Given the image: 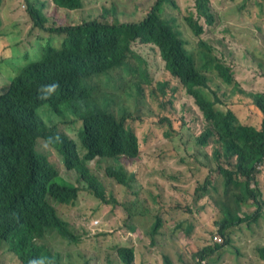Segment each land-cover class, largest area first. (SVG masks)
<instances>
[{"label": "trees", "instance_id": "obj_1", "mask_svg": "<svg viewBox=\"0 0 264 264\" xmlns=\"http://www.w3.org/2000/svg\"><path fill=\"white\" fill-rule=\"evenodd\" d=\"M18 1L36 24L16 30L0 0V76L18 67L0 95V126L31 131L21 152L0 150V264H77L79 252L84 264H98L99 246L78 247V232L59 213L82 190L100 200L88 220L105 206L117 222L98 233L111 236L110 251L127 264H173L192 252L207 264H264V0H234L237 22L223 20L215 0H152L146 8L148 0H134L130 11L120 8L125 0H103L96 15L85 0ZM240 24L254 30L236 32ZM25 33L39 37L38 54L20 65ZM99 73L114 85L125 74L134 79L135 106L163 121L165 164L138 152L142 120L116 124L102 113L116 93L89 83ZM202 98L212 113L196 111ZM100 123L115 135V174L98 151ZM43 161L57 169L25 181L24 200L3 219L6 184ZM33 214L51 221L24 219ZM62 240L67 250L56 249Z\"/></svg>", "mask_w": 264, "mask_h": 264}, {"label": "clouds", "instance_id": "obj_2", "mask_svg": "<svg viewBox=\"0 0 264 264\" xmlns=\"http://www.w3.org/2000/svg\"><path fill=\"white\" fill-rule=\"evenodd\" d=\"M232 1L235 3L236 9L238 11L236 18L233 20L225 19L222 16L221 12L220 15L223 20L237 22L240 12L239 9L237 8L236 2L234 0ZM9 7L10 6L6 4L4 12L8 16H10L9 22L13 21L14 23H16V28H15L16 30L22 31L25 26H33L36 24V22L32 18H30L29 10H27L25 6H23L22 9L20 10H16V5L14 6V10L16 13H21L23 17L28 16V18L24 20V22H16L14 20V16L8 12ZM46 9H48L47 6L44 8V11ZM20 26L21 29H18ZM33 36H36L38 38V42L36 44L32 43ZM38 43H39V37L37 35H28L25 33V40L20 44V46L16 50L17 58L15 59V63L23 65L26 62L23 56L26 55L27 53L34 54L31 60L36 58L38 54ZM31 45L34 46L33 50H31ZM9 50L10 48L7 49V51ZM17 68L18 67H13L4 72L7 76V79H4L2 76H0V95L4 94L11 88L12 83L10 82V78L14 79L16 71L18 70ZM0 69H2L1 66ZM99 75H103L106 82L112 87V89L109 91L100 90V92L108 93V94L116 93L115 101L106 105L102 113L107 115L113 121H115L116 124L127 125L142 120L141 123L142 134L137 142L138 152L142 156V159L148 161L149 163H152L153 165L165 164V160L162 157V154L159 152L160 140L166 133L163 121L160 117L157 116L151 118L149 111H146L142 108H138L135 106V100L130 94V88L134 84V79L129 75L125 74L123 75L121 81L117 85H114L113 83H110L106 79L104 73H99L98 76ZM125 76H128L132 81V83L128 87H125L123 84ZM92 78L88 79V81L91 80ZM123 95L127 97L126 102L117 103L118 98ZM194 105L196 111H198L200 114L212 113L208 103L204 98H202L200 101L195 102ZM10 125L11 124H4L0 126V150L2 152L10 151L12 155H16L25 148V144L28 140L30 130L26 128H19L14 132L6 133L4 128ZM101 127L104 130V133L99 141L98 151L102 157L105 172L115 174L118 172V166H119V162L116 157V154L112 149L115 141V135L110 130H108L104 125L101 124ZM52 167L57 169V167L53 163L43 161L36 164L29 173L14 174V177L18 179L19 183L6 184L7 190L5 194H8L9 198L7 199L5 206L3 207L1 212V214L4 216L3 219H9L8 217L12 218L10 209L16 207L20 202L24 200L26 195L24 182L27 181L28 179L37 177L41 172H44ZM174 168H175V163H172L170 165L172 174L174 172ZM56 179L58 181H63L62 178H60V174L56 176ZM1 200L2 198H0V202ZM51 204L55 209L59 207V202L56 199H52ZM62 210L63 207H60L59 213L61 214V218L64 219V223L66 227L69 230L78 232L79 235V238L77 240L78 247L85 246L87 241L84 240V235L88 232V226L94 225L93 221L91 222L90 220H88L87 224H80V225H75L74 227H69L66 222L67 216L62 212ZM24 219L38 226H44L51 221L44 214H33L27 216ZM94 222L98 223V220H95ZM56 249L67 250L68 249L67 241L62 240L56 246ZM123 258L125 259V262L127 264L125 256H123ZM207 262L208 260L202 256V252H198V253L192 252L186 259L183 260L180 257H176L173 259V264H207Z\"/></svg>", "mask_w": 264, "mask_h": 264}, {"label": "rangeland", "instance_id": "obj_3", "mask_svg": "<svg viewBox=\"0 0 264 264\" xmlns=\"http://www.w3.org/2000/svg\"><path fill=\"white\" fill-rule=\"evenodd\" d=\"M87 6L94 9V14H97L96 8L101 5L103 0H85ZM4 2L10 6L8 8V12L14 16V20L16 22H24L28 18V16H24L21 13H16L14 10V6L19 2L18 0H4ZM152 0H148L144 4V8H146ZM216 6L220 10L222 16L225 19L233 20L237 16V9L235 6V3L232 0H215ZM121 9H126L127 11L134 10L135 8V2L134 0H125V2L121 3L120 5ZM48 12V9L45 10ZM141 14V12H140ZM125 17L124 15H122ZM21 29V26L18 28ZM254 30V26H248L245 24H240V26L236 29V32L239 31H250L252 32ZM38 42V38L36 36L32 37V43L36 44ZM5 46L2 45L1 49ZM219 46L224 50L226 56H228V52L226 51V48L219 43ZM219 48V47H218ZM34 49V46L31 45V50ZM219 54H222L219 49ZM150 58H153V54L150 56ZM90 84H96L98 85L99 89L102 91H109L112 89V87L106 82L103 75L96 76L89 80ZM132 81L128 76L124 77L123 84L125 87H128ZM127 97L125 95L118 98L117 103L126 102ZM19 128H26L29 130V128L24 127L23 125H15L11 124L10 126L4 128L6 133L14 132ZM31 131V130H30ZM189 175H185L180 180H176L175 182L178 185H183L186 183V180L188 179ZM60 178L64 180H70V178L66 175H61ZM166 180V178L164 179ZM120 198L121 195L117 194ZM100 200L96 198L94 195L90 194L89 192L82 190L80 193V199L78 202H72L67 206L63 207L62 212L67 216V224L69 227H74L75 225L80 224H87L88 219L86 216V212H89L91 208L94 205L99 204ZM101 216H98L94 219L98 220V223H94V225L88 226V232L84 235L85 241L93 240L96 245L99 246V253H92L98 258V264H125V261L123 259V256H120L118 253H113L110 251V243L108 240V237L111 238V236H107L105 233H98L99 230H113V227L117 225V222L114 221V219L111 217V214L107 211L106 207L103 206L100 209ZM132 235V233H130ZM85 245H88L86 242ZM241 246H239L240 248ZM82 252L76 253L74 256H72V259L77 264H84V260L82 257ZM159 258V256H155V258ZM154 258V256H153Z\"/></svg>", "mask_w": 264, "mask_h": 264}]
</instances>
